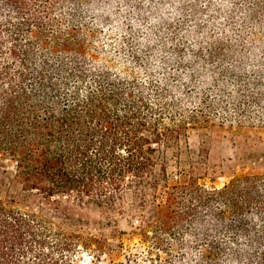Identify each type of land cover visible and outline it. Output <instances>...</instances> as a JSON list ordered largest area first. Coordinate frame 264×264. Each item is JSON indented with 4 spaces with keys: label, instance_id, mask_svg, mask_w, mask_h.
<instances>
[{
    "label": "trees",
    "instance_id": "16d2710c",
    "mask_svg": "<svg viewBox=\"0 0 264 264\" xmlns=\"http://www.w3.org/2000/svg\"><path fill=\"white\" fill-rule=\"evenodd\" d=\"M225 126L264 128V0H0V167L20 186L0 195V264L114 250L88 220L22 209L24 194L136 219L160 264H264V173L201 184L216 173L205 140L159 216L144 210L161 146Z\"/></svg>",
    "mask_w": 264,
    "mask_h": 264
},
{
    "label": "rangeland",
    "instance_id": "374dc122",
    "mask_svg": "<svg viewBox=\"0 0 264 264\" xmlns=\"http://www.w3.org/2000/svg\"><path fill=\"white\" fill-rule=\"evenodd\" d=\"M209 144L210 164L215 174L200 175L201 184L210 189L222 188L235 175L244 172L264 173V128H247L238 131L231 126L220 130L209 128H192L188 133V144L180 149L161 146L159 163L166 167V175L160 177L157 188L151 189L146 198L144 208L148 219L154 221L160 214V205L165 198L168 185L189 179V173L180 174L182 168L191 170L192 164L199 159L201 141ZM13 163L5 161L0 167V195L20 194V186L13 180ZM19 203L25 210H33L39 214L62 224L67 230L64 220L68 216L88 220L91 224L84 233H92L108 240L114 250H108L100 264H111V260L123 264H160V252L144 243L135 226L137 220L122 219L118 225H107L101 211L95 206L80 207L66 198L46 199L39 194H24ZM122 242V243H121ZM122 245V247H120ZM150 249V252L148 250ZM91 257L86 252L79 253V264H90Z\"/></svg>",
    "mask_w": 264,
    "mask_h": 264
}]
</instances>
